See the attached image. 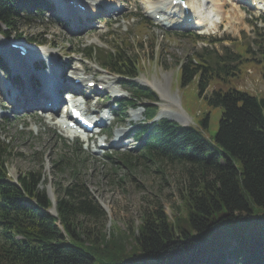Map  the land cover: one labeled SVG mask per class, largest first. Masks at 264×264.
Segmentation results:
<instances>
[{
  "label": "trees",
  "instance_id": "16d2710c",
  "mask_svg": "<svg viewBox=\"0 0 264 264\" xmlns=\"http://www.w3.org/2000/svg\"><path fill=\"white\" fill-rule=\"evenodd\" d=\"M44 4L0 0V35L13 37L16 24L41 12ZM25 39L44 44L43 38ZM119 49L101 56L102 63L125 76V84L135 86V100L155 99L151 90L131 80L137 76L138 61ZM260 53L264 60V50ZM91 54L88 47L86 55ZM179 70L181 87L198 77V93L221 109L214 145L202 135L208 114L197 128L160 118L140 125L138 135L143 137L142 156L186 165L191 183L182 199L184 213L170 220L157 205L144 211L126 235L106 236L79 220H99L105 213L79 181L76 169L63 195H55L52 214L51 200L41 187L45 173L27 170L12 181L6 170L10 148L0 140V264H264V99L237 88H217L205 95L213 73L207 58L196 53L185 58ZM74 148L73 153H81L79 145ZM69 162L74 159L61 154L53 166L63 172Z\"/></svg>",
  "mask_w": 264,
  "mask_h": 264
},
{
  "label": "rangeland",
  "instance_id": "374dc122",
  "mask_svg": "<svg viewBox=\"0 0 264 264\" xmlns=\"http://www.w3.org/2000/svg\"><path fill=\"white\" fill-rule=\"evenodd\" d=\"M114 2L121 4V8L105 11V4L111 5ZM100 3L92 12L93 15L96 11L99 23L87 10L78 13L74 11L77 16L67 19L57 16L56 9L48 12L47 5H41L40 10H43L39 14L22 18L16 24L15 31L10 33L13 37L9 39L18 40V37L14 36L17 34H22L23 38L28 39L43 38V46L51 55L58 54L56 63L61 65V70L64 68L63 63L70 61L63 76L67 83H71L70 76H85L101 85L108 83L110 87L105 90L106 93L111 95L114 89L122 90L126 97L131 89L119 86L115 76L101 69L97 57L98 51L113 53L116 45H119L128 56H134L138 61L139 70L134 81L138 85L149 87L155 95L153 100H136L134 105L137 107L134 111L132 106L126 112L127 121L132 124L146 120V109L150 114L155 113L153 120L168 117L178 124L197 128L199 119L208 114V124L203 128L202 135L212 145L221 109L209 105L198 93V77L186 86L179 85V64L184 62L185 58L193 51L202 59L208 58L209 66L215 74L210 79L205 95L217 88L223 91L237 88L264 99V62L260 56V49L264 50V13L255 17L252 11L245 9L243 18L236 17V22L231 25L228 22L229 27L225 31L200 35L198 31L179 32L163 28L158 20L152 19L147 13L145 0H101ZM82 14L83 16L79 17ZM190 16L196 19L193 14ZM193 33L203 38L195 40ZM0 41L7 44L9 40L0 37ZM79 44L82 48L84 45H93V56L85 59L83 52H79ZM33 46L30 47L34 48ZM37 49L42 48L36 46L34 51ZM246 49L248 51H245ZM1 52L7 54V51ZM237 52L242 54L240 59L243 60L238 64V71L232 69L222 72L220 67L223 64L236 63L230 57L237 55ZM30 71L33 73L31 69ZM16 72L13 70V77L10 78L0 70V105L5 107L0 113V123H5L4 130L0 132V139L10 145L6 163L10 178L14 179L18 173L27 170H42L46 180L45 185L41 187L47 195L62 196L64 187L73 176L72 169H76L79 181L105 213L99 220L82 216L79 220L90 229H101L106 236H110L111 232H122L126 235L140 223L144 211L155 209L157 205L164 208L170 220L179 216L180 212L184 213L182 199L191 183L186 165L167 163L151 155L142 156L141 145L135 137H131V124L113 127L119 121L120 111L115 113L116 121L109 125L111 130L108 139L104 137L107 132H100L102 136L96 135L89 139L88 144L79 140L83 152L80 155L70 154V148L64 147L65 144H73L74 137L70 138L60 131L59 127L53 124V118H48L53 124L50 126L49 120L41 114L42 111H32L30 104L34 97L29 99L28 83H25L23 88H15L20 87V81L24 82L28 77L18 74L21 75L19 77ZM57 72H60L59 68ZM147 83L158 89L155 87L154 90ZM99 99L97 108L93 110L101 109L110 103L105 101L104 93H99ZM42 101L39 96L35 99L37 106L42 105ZM148 105L150 106L145 107ZM162 108L170 110L171 115L159 116V110ZM118 132L126 134L128 139L121 138L108 148L98 147L100 139H106L109 144ZM59 138H65L64 144ZM126 153L127 157L124 156ZM61 154L70 156L74 162H69L63 172H58L53 166V161ZM107 154L113 155L112 159H107ZM129 239L128 237L127 244L130 245L132 240L128 243Z\"/></svg>",
  "mask_w": 264,
  "mask_h": 264
},
{
  "label": "bare ground",
  "instance_id": "6f19581e",
  "mask_svg": "<svg viewBox=\"0 0 264 264\" xmlns=\"http://www.w3.org/2000/svg\"><path fill=\"white\" fill-rule=\"evenodd\" d=\"M65 1L66 0H64V1L60 0V3L62 5V9L65 11V12H63L65 17H67L69 19L75 18L77 15L75 14L74 11H76V10H73L72 8H70V6L67 5ZM77 1L81 2V4L86 8V10L91 15H92V12L94 11V7H95V9H97V7L101 4L100 3L101 0H91V1L77 0ZM211 1L215 2L216 4H218L219 8H221L223 3H224V1H222V0H211ZM258 1H259L258 8L259 9L264 8L263 7L264 0H258ZM185 2H186L187 6L189 8L188 16L193 14L195 16V18H196V19H194L192 16H190V17H192V21L195 22L194 23V27L199 29L201 32H204L203 34H207L206 31H208V30L210 32H215L217 23H220V21L222 20L223 17L218 15L217 13H215V10H213V9H211L210 12H208V10H207L206 13H205V8H207V7L205 5H203V0L201 2H197V1H194V0H185ZM114 3H112L111 5H110V3L105 4V11H107V10H114L115 11L117 8H121V4H119V3H115L114 4ZM145 4H146L145 7H146L147 12L149 14H151L152 16H154L156 13H158V11H162V12L165 11V12H168L171 16H173L174 14L178 13L177 8L180 9L179 6H173V7L169 8L168 5H170V0H153V1L146 0ZM179 13H181L180 10H179ZM0 51H3V52L7 51V54L4 52L5 56H8V58L10 57L9 60L12 59L11 61L15 63V65H14L15 69H17L18 66L20 68L23 67V69H22L23 73L22 74H23V76H26V72L25 71L29 70V65L26 63L25 59L17 58L16 51L11 49L8 44H4V43L2 44V41H0ZM32 56H35L38 59L47 57L48 63L50 61H55L58 58V54L57 53H54L53 55H51L49 50H47L46 48H42V49H39L38 51H34ZM30 61L32 62L33 59L32 60L29 59V62ZM69 65H70V61H68V63L66 64V67H68ZM48 68H49L48 75L50 73H56L55 71H56V68H57V63H55V66L48 67ZM45 76H47V75H45ZM74 78H82V77L77 76V75L72 77L71 78V83H72V80ZM90 80L91 79H89V78H83L82 82L85 81V83H86L87 81H90ZM97 84H95V85H97ZM149 84L150 83H147V85H149ZM149 86H151L155 90L156 86L155 87L152 86V85H149ZM109 87L110 86H109L108 83H104V88H109ZM156 88L158 89V87H156ZM112 92L113 93H117V92H120V91L115 89ZM66 98H67V96L64 97V99H66ZM35 105H36L35 103L31 104L32 107H34ZM43 107L47 108L46 105H44ZM159 111H160L159 116L160 115H167V114L171 115V113H172L170 110H167V109H164V108L160 109ZM167 112H169V113H167ZM46 114H48L47 111H46ZM105 123H107V121H105ZM60 131H62L64 134L68 135L66 131H64L62 129H60ZM119 135H121L120 132H118L116 136H119ZM98 142L99 143L103 142V140L100 139Z\"/></svg>",
  "mask_w": 264,
  "mask_h": 264
}]
</instances>
